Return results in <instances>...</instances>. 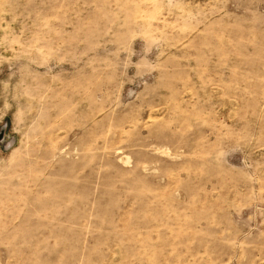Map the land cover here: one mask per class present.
I'll list each match as a JSON object with an SVG mask.
<instances>
[{
  "label": "rangeland",
  "instance_id": "obj_1",
  "mask_svg": "<svg viewBox=\"0 0 264 264\" xmlns=\"http://www.w3.org/2000/svg\"><path fill=\"white\" fill-rule=\"evenodd\" d=\"M0 264H264V0H0Z\"/></svg>",
  "mask_w": 264,
  "mask_h": 264
},
{
  "label": "flooded vegetation",
  "instance_id": "obj_2",
  "mask_svg": "<svg viewBox=\"0 0 264 264\" xmlns=\"http://www.w3.org/2000/svg\"><path fill=\"white\" fill-rule=\"evenodd\" d=\"M1 138H2V134H0V141H1Z\"/></svg>",
  "mask_w": 264,
  "mask_h": 264
},
{
  "label": "water",
  "instance_id": "obj_3",
  "mask_svg": "<svg viewBox=\"0 0 264 264\" xmlns=\"http://www.w3.org/2000/svg\"><path fill=\"white\" fill-rule=\"evenodd\" d=\"M2 139V138H1Z\"/></svg>",
  "mask_w": 264,
  "mask_h": 264
}]
</instances>
